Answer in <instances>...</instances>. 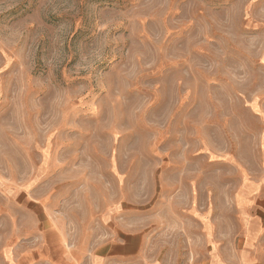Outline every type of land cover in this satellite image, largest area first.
<instances>
[{"label": "rangeland", "instance_id": "1", "mask_svg": "<svg viewBox=\"0 0 264 264\" xmlns=\"http://www.w3.org/2000/svg\"><path fill=\"white\" fill-rule=\"evenodd\" d=\"M0 264H264V0H0Z\"/></svg>", "mask_w": 264, "mask_h": 264}, {"label": "crops", "instance_id": "2", "mask_svg": "<svg viewBox=\"0 0 264 264\" xmlns=\"http://www.w3.org/2000/svg\"><path fill=\"white\" fill-rule=\"evenodd\" d=\"M112 252H113V249H112Z\"/></svg>", "mask_w": 264, "mask_h": 264}]
</instances>
